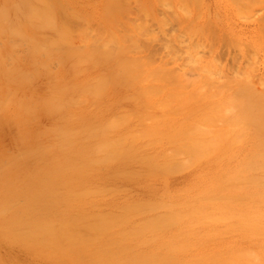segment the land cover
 Listing matches in <instances>:
<instances>
[{"label": "rangeland", "instance_id": "rangeland-1", "mask_svg": "<svg viewBox=\"0 0 264 264\" xmlns=\"http://www.w3.org/2000/svg\"><path fill=\"white\" fill-rule=\"evenodd\" d=\"M0 79V264L67 206L97 249L264 264V0H0Z\"/></svg>", "mask_w": 264, "mask_h": 264}, {"label": "bare ground", "instance_id": "bare-ground-1", "mask_svg": "<svg viewBox=\"0 0 264 264\" xmlns=\"http://www.w3.org/2000/svg\"><path fill=\"white\" fill-rule=\"evenodd\" d=\"M1 81V79H0ZM262 130V129H261ZM260 130V133H261ZM263 134V132H262ZM263 136L261 141L263 142ZM261 146H264L263 145ZM264 148V147H263ZM72 150V149H70ZM72 154V153H71ZM260 160V159H259ZM70 168L67 170V173L64 176H58V180L72 184L75 182L74 179L80 177L81 179H86L91 175L86 173V167ZM261 171L256 168V174L251 173L250 171L245 172V177H243V184L253 183V185L264 186V156L261 161ZM193 175V174H192ZM191 177V176H188ZM69 178H73L69 182ZM194 178L196 175L194 174ZM226 181L230 184L234 183V179L231 175L226 176ZM53 180V181H54ZM1 181V180H0ZM53 181L46 185H52ZM186 181V180H185ZM190 179L188 180V182ZM4 182L1 181V183ZM37 187V190H44V186ZM248 188H245L247 192ZM151 190V189H149ZM150 191H146L149 193ZM153 192L149 193L152 194ZM259 194V199H254V203H259L264 200V190L257 192ZM65 200H73V202H78L79 197H76L75 191L69 187L68 193ZM57 200V199H56ZM53 202V201H52ZM54 203V202H53ZM35 207V206H34ZM38 207V206H37ZM38 207L37 210H39ZM65 211L66 216L63 219L65 221V226L57 223H46L42 228H36L31 230H26L22 234L23 237L20 241L24 253L25 262L28 264H157L155 261L154 253L151 249L137 247L133 243H126V241L120 237L116 240L108 242L107 245L102 246L97 249L95 247V242L97 238H100L104 233L105 229L102 225L93 224L87 222V218H83L77 215L78 211L74 210L73 206H67L62 209ZM6 213H0V221L6 223L9 219L11 220L8 224L16 225V222L20 221V218L17 217L16 220L14 217H11ZM83 226L85 231H77L76 225ZM4 225V224H2ZM14 225V226H15ZM99 227V228H98ZM40 229V230H39ZM256 231L264 232V227L260 221L256 223ZM44 234L45 236H41ZM17 242V241H16ZM97 249V250H96ZM96 250V251H95ZM136 250V251H134ZM165 259V258H164ZM246 261L251 260L252 256L244 255ZM255 259L258 261L256 264H262L263 260L259 258L258 255L255 256ZM164 264H172V261L165 260ZM164 260L161 261L163 263ZM177 264H184L179 262ZM243 264V263H241Z\"/></svg>", "mask_w": 264, "mask_h": 264}]
</instances>
